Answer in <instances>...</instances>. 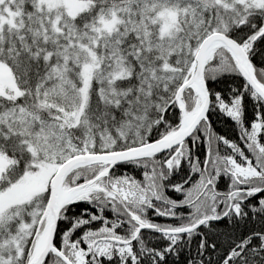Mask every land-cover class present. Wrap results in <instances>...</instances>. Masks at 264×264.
<instances>
[{
	"label": "snow or ice",
	"instance_id": "snow-or-ice-1",
	"mask_svg": "<svg viewBox=\"0 0 264 264\" xmlns=\"http://www.w3.org/2000/svg\"><path fill=\"white\" fill-rule=\"evenodd\" d=\"M0 264H264V0H0Z\"/></svg>",
	"mask_w": 264,
	"mask_h": 264
},
{
	"label": "trees",
	"instance_id": "trees-1",
	"mask_svg": "<svg viewBox=\"0 0 264 264\" xmlns=\"http://www.w3.org/2000/svg\"><path fill=\"white\" fill-rule=\"evenodd\" d=\"M215 126L217 127V129H219L221 132L225 131V126L223 124H220L218 122H215Z\"/></svg>",
	"mask_w": 264,
	"mask_h": 264
}]
</instances>
